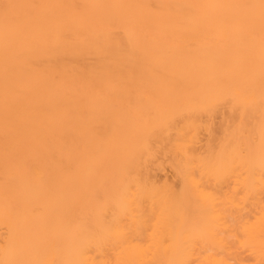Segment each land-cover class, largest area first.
I'll list each match as a JSON object with an SVG mask.
<instances>
[{
	"label": "bare ground",
	"instance_id": "obj_1",
	"mask_svg": "<svg viewBox=\"0 0 264 264\" xmlns=\"http://www.w3.org/2000/svg\"><path fill=\"white\" fill-rule=\"evenodd\" d=\"M0 264H264V0H0Z\"/></svg>",
	"mask_w": 264,
	"mask_h": 264
},
{
	"label": "rangeland",
	"instance_id": "obj_2",
	"mask_svg": "<svg viewBox=\"0 0 264 264\" xmlns=\"http://www.w3.org/2000/svg\"><path fill=\"white\" fill-rule=\"evenodd\" d=\"M168 172L169 174H170V171L167 169V170H163V171H161L162 173H165V172Z\"/></svg>",
	"mask_w": 264,
	"mask_h": 264
}]
</instances>
